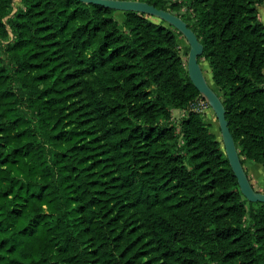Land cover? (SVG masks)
I'll use <instances>...</instances> for the list:
<instances>
[{"label":"trees","instance_id":"obj_1","mask_svg":"<svg viewBox=\"0 0 264 264\" xmlns=\"http://www.w3.org/2000/svg\"><path fill=\"white\" fill-rule=\"evenodd\" d=\"M139 1L186 8L242 163L264 167V0ZM14 2L0 264H264V204L243 196L168 24L78 0H20L6 22Z\"/></svg>","mask_w":264,"mask_h":264},{"label":"water","instance_id":"obj_2","mask_svg":"<svg viewBox=\"0 0 264 264\" xmlns=\"http://www.w3.org/2000/svg\"><path fill=\"white\" fill-rule=\"evenodd\" d=\"M78 1L88 5L102 6L106 9L114 10L117 13L135 12L159 19L176 29L186 38L190 46L187 59L189 77L197 90L200 92L202 99L214 111L218 119L224 149L230 166L238 180L240 190L249 202L264 204V193L255 190L242 163L237 144L226 117L227 112L225 105L219 94L210 85L206 78L203 65L200 62V59L204 55V46L199 40L197 34L191 27H189L188 23H186L182 17L172 13L171 11L158 9L149 3L141 2L139 0Z\"/></svg>","mask_w":264,"mask_h":264},{"label":"rangeland","instance_id":"obj_3","mask_svg":"<svg viewBox=\"0 0 264 264\" xmlns=\"http://www.w3.org/2000/svg\"><path fill=\"white\" fill-rule=\"evenodd\" d=\"M20 6H21L20 5V0H15V2H14V7H15L14 11L12 12V14L8 18L5 19L6 22H8V19L13 17V15L15 14V12L17 11V9ZM186 13H187V10H186V8H184V9H182V11L180 13H175V14H177V15L181 14L183 16H186ZM115 18L121 24L124 21V15L122 13H116L115 14ZM150 19L152 21L156 22V23H160L159 19H156V18H153V17H150ZM166 26L169 29H171L172 31L175 32L176 37H177V41H178V44H179L180 53H181L182 57L184 58V60L187 61L186 54H187V52L190 49L188 41L177 30H175L174 28H171L169 25H166ZM202 65H203L204 72H206L207 75H208V77H206V78H208L207 80L210 81V85L212 87L214 86V88L216 89V87H215V85L213 83V80H211V70H210L209 66L207 65L206 62H202ZM197 109L202 113L205 121L208 124L211 125V131L216 135V137L219 140H222L218 119H217L214 111L209 106H206L205 104H203L201 102L197 104ZM172 115H173L174 122L175 123H180L182 121V119L185 117V112L181 111V110H174L172 112Z\"/></svg>","mask_w":264,"mask_h":264},{"label":"crops","instance_id":"obj_4","mask_svg":"<svg viewBox=\"0 0 264 264\" xmlns=\"http://www.w3.org/2000/svg\"><path fill=\"white\" fill-rule=\"evenodd\" d=\"M259 17L264 24V5L258 6ZM244 168L256 191L264 193V167L260 164L247 161Z\"/></svg>","mask_w":264,"mask_h":264},{"label":"bare ground","instance_id":"obj_5","mask_svg":"<svg viewBox=\"0 0 264 264\" xmlns=\"http://www.w3.org/2000/svg\"><path fill=\"white\" fill-rule=\"evenodd\" d=\"M206 71V70H205ZM205 75H206V77H208V75H207V73L205 72ZM208 79V78H207ZM212 80V79H211ZM209 83H210V81H209ZM214 87V86H213ZM217 89V88H216Z\"/></svg>","mask_w":264,"mask_h":264}]
</instances>
